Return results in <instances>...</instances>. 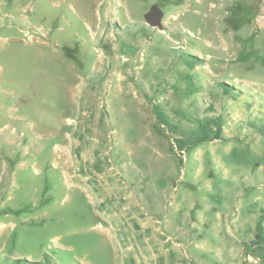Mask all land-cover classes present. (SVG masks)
Listing matches in <instances>:
<instances>
[{
    "label": "rangeland",
    "instance_id": "1",
    "mask_svg": "<svg viewBox=\"0 0 264 264\" xmlns=\"http://www.w3.org/2000/svg\"><path fill=\"white\" fill-rule=\"evenodd\" d=\"M189 261L264 264V0H0V264Z\"/></svg>",
    "mask_w": 264,
    "mask_h": 264
},
{
    "label": "trees",
    "instance_id": "2",
    "mask_svg": "<svg viewBox=\"0 0 264 264\" xmlns=\"http://www.w3.org/2000/svg\"><path fill=\"white\" fill-rule=\"evenodd\" d=\"M158 123L164 126L166 129L169 128V124L166 118L161 114H157ZM220 124L215 123V121L207 118L201 117L195 120V126L188 132L186 140L175 139V147L181 152L188 150L189 148L198 145L203 142H211L214 140L221 139V129ZM169 132V131H168ZM187 264H194L189 261Z\"/></svg>",
    "mask_w": 264,
    "mask_h": 264
},
{
    "label": "water",
    "instance_id": "3",
    "mask_svg": "<svg viewBox=\"0 0 264 264\" xmlns=\"http://www.w3.org/2000/svg\"><path fill=\"white\" fill-rule=\"evenodd\" d=\"M162 16L163 12L160 8L153 6L143 15L144 22L152 27L157 29H162Z\"/></svg>",
    "mask_w": 264,
    "mask_h": 264
},
{
    "label": "bare ground",
    "instance_id": "4",
    "mask_svg": "<svg viewBox=\"0 0 264 264\" xmlns=\"http://www.w3.org/2000/svg\"><path fill=\"white\" fill-rule=\"evenodd\" d=\"M224 6H225V5H224ZM224 6H223V7H224ZM219 8H221V7H219ZM211 9H212V8H211ZM209 12H210V11H209Z\"/></svg>",
    "mask_w": 264,
    "mask_h": 264
}]
</instances>
